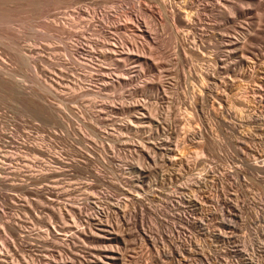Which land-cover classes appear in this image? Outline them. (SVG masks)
<instances>
[{
  "label": "rangeland",
  "instance_id": "1",
  "mask_svg": "<svg viewBox=\"0 0 264 264\" xmlns=\"http://www.w3.org/2000/svg\"><path fill=\"white\" fill-rule=\"evenodd\" d=\"M193 5L0 0V264H264V0Z\"/></svg>",
  "mask_w": 264,
  "mask_h": 264
},
{
  "label": "bare ground",
  "instance_id": "2",
  "mask_svg": "<svg viewBox=\"0 0 264 264\" xmlns=\"http://www.w3.org/2000/svg\"><path fill=\"white\" fill-rule=\"evenodd\" d=\"M199 2V0H188V5L191 7V5H193L195 2ZM182 2H184V1H182ZM200 4V3H199ZM170 5V4H169ZM194 6V5H193ZM187 8V2L186 3H183L182 5H176L175 6V9L177 10V14L176 15H178L180 18H181V14H182V11H186V13L188 14V13H190V12H188V10L186 9ZM174 10V9H173ZM94 12H96L97 13V11H94ZM81 13H83V14H89V13H91V15H92V12L89 10V9H87V8H82V7H78V9H76V10H74V12L73 13H71L70 15H71V21H74L75 19H77L78 18V16L81 14ZM96 13H94L93 14V16H91L92 18H96ZM82 14V15H83ZM194 14V13H193ZM85 16V15H84ZM189 16V15H188ZM77 20H75L74 22H76ZM183 21H185V23H186V25H188V24H190L191 23V20L187 17L186 19H185V17H184V19H183ZM78 22V21H77ZM174 22V21H173ZM69 24V23H68ZM77 25H78V23H77ZM73 26V25H72ZM109 42V41H108ZM85 46V43H84V45L82 46V49H84L83 47ZM207 72V71H206ZM210 75V74H209ZM205 80V79H204ZM232 111V110H231ZM27 145V144H26ZM29 148V147H28ZM30 148L32 149V150H34V151H36L37 153H38V155L43 159L42 161H40L39 163V167H41L40 169V173L38 172V174L40 175V177H37V176H39V175H36V174H29L32 178L34 177H37L39 180L41 179V180H44V179H48L47 177L49 176V174L51 175H57V173L59 172L60 173V171L59 170H57V169H52V172H46L45 170L46 169H48V170H50V168L49 167H51V165L49 164V162L48 161H50V160H48L47 159V156L48 155H50L49 154V151H47L44 147V149L40 146V145H34V147L33 146H30ZM15 154V153H14ZM4 156V155H3ZM9 156V155H8ZM7 156V157H8ZM12 156V155H11ZM50 157V156H49ZM7 159V158H6ZM10 159V158H9ZM13 160V159H12ZM19 160V159H18ZM48 160V161H47ZM59 159L58 158H56V161H58ZM19 163H20V161H19ZM38 163V162H37ZM61 163V162H60ZM8 164H10V163H8ZM35 164V162H32V166ZM57 164H59L58 162H57ZM20 165V164H19ZM36 165V164H35ZM14 166V165H13ZM4 167V166H3ZM46 167H48V168H46ZM59 167V166H58ZM1 168H2V166H1ZM42 168H43V171H45L46 172V175H45V173L42 171ZM4 169V168H3ZM59 169V168H58ZM24 170V171H23ZM22 171L23 172H25V169H23ZM29 171V170H28ZM20 172H21V170H20ZM22 172V173H23ZM0 173H1V170H0ZM43 173H44V177H42L43 176ZM58 173V174H59ZM62 174H64L65 175V173L63 172V173H61L60 174V176L62 175ZM23 175V174H22ZM28 176V175H27ZM52 178V177H51ZM4 179V178H3ZM36 179V178H35ZM59 179V178H58ZM26 180V179H25ZM49 180V179H48ZM45 181H47V180H45ZM27 182V181H26ZM23 183V182H22ZM27 184V183H26ZM26 184H24V185H26ZM43 184V183H42ZM22 185V184H21ZM30 185V184H29ZM42 187H46V188H48L49 187V185L48 184H44ZM51 187V186H50ZM59 187V186H58ZM25 188V187H24ZM37 190H39V189H37ZM43 190V189H42ZM50 190V189H49ZM39 192V191H38ZM41 192H43V191H41ZM42 194V193H41ZM15 203V202H14ZM73 203V202H72ZM76 203V202H75ZM231 203V202H230ZM54 205V204H53ZM52 205V206H53ZM72 205V204H71ZM71 205H69V206H71ZM61 206V205H60ZM38 207V206H37ZM56 207V206H55ZM54 207V208H55ZM62 207H64V205L62 206ZM68 207V206H67ZM73 207V206H72ZM232 207V206H231ZM58 208H60V207H58ZM42 210V209H41ZM58 212H59V210H58ZM63 212V211H62ZM61 211H60V213H62ZM35 214L36 215H38V214H40V211L39 210H37V211H35ZM63 214V213H62ZM62 216V215H61ZM126 216H128V215H126ZM38 217V216H37ZM125 217V216H124ZM132 217V216H131ZM259 218V217H258ZM15 223H17V221H15ZM14 223V224H15ZM53 223V222H52ZM87 223V222H86ZM15 229V228H14ZM51 230V229H50ZM23 232V231H22ZM37 233V232H36ZM56 235H55V234ZM54 233H53V235L54 236H56L57 238H59V239H62V240H64L65 238H63L62 237V234H60V233H58V232H56V230L54 231ZM38 234V233H37ZM52 234V231H48V235L50 236ZM64 235V234H63ZM41 237V236H40ZM48 237V236H47ZM74 237V236H73ZM39 241V240H38ZM41 242V241H40ZM60 250V249H59ZM61 253V252H60Z\"/></svg>",
  "mask_w": 264,
  "mask_h": 264
},
{
  "label": "built area",
  "instance_id": "3",
  "mask_svg": "<svg viewBox=\"0 0 264 264\" xmlns=\"http://www.w3.org/2000/svg\"><path fill=\"white\" fill-rule=\"evenodd\" d=\"M0 157H1V155H0ZM2 158V157H1ZM5 158V157H4ZM4 158H2V159H4ZM7 168H9V167H7ZM5 170H6V168H5ZM1 174H2V172H1ZM2 175H5V174H2ZM5 177V176H4ZM12 220V219H11ZM10 220V221H11ZM10 221H9V223H7L8 224V226H9V224H10ZM7 226V227H8ZM0 231H1V229H0ZM0 235H1V232H0ZM1 241V240H0ZM3 242V241H2ZM4 248H5V246H4ZM7 252V251H6ZM6 252H2V253H6ZM2 253H0V255H2Z\"/></svg>",
  "mask_w": 264,
  "mask_h": 264
}]
</instances>
